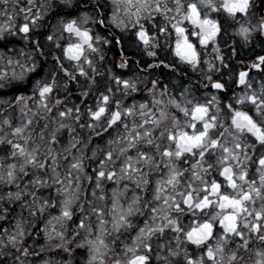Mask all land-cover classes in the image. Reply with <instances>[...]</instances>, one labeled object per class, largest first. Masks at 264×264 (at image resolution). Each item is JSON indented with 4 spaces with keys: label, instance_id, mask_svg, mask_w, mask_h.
Segmentation results:
<instances>
[{
    "label": "clouds",
    "instance_id": "clouds-1",
    "mask_svg": "<svg viewBox=\"0 0 264 264\" xmlns=\"http://www.w3.org/2000/svg\"><path fill=\"white\" fill-rule=\"evenodd\" d=\"M0 264H264V0H0Z\"/></svg>",
    "mask_w": 264,
    "mask_h": 264
},
{
    "label": "snow or ice",
    "instance_id": "snow-or-ice-1",
    "mask_svg": "<svg viewBox=\"0 0 264 264\" xmlns=\"http://www.w3.org/2000/svg\"><path fill=\"white\" fill-rule=\"evenodd\" d=\"M103 173H101V175H102Z\"/></svg>",
    "mask_w": 264,
    "mask_h": 264
}]
</instances>
